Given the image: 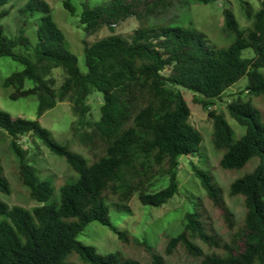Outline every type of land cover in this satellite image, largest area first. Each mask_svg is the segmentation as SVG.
<instances>
[{
    "label": "trees",
    "instance_id": "trees-1",
    "mask_svg": "<svg viewBox=\"0 0 264 264\" xmlns=\"http://www.w3.org/2000/svg\"><path fill=\"white\" fill-rule=\"evenodd\" d=\"M11 0H0V59L9 56L23 64L5 78L12 86L13 100L35 95L37 116L70 100L78 123L90 112L87 100L95 90L103 95L100 118L94 123L100 153L91 157L55 139L38 119L13 116L0 110V130L11 136V150L18 161L20 182L31 199L40 204L26 208L9 205L0 198V264H142L123 252L102 254L77 236L85 226L98 221L110 227L124 243L142 244L152 264H167L146 241L121 230L110 218L109 200L118 210H128L135 193L143 204L161 206L178 189L180 158L200 149L203 137L191 121V109L179 86L194 93V102L209 109L237 81L247 76L246 90L264 98V0L254 10L244 6L251 23L242 29L231 8H225L223 30L235 39L228 47H216L207 34L192 26L147 25L146 20L161 7L175 1L209 3L217 0H111L90 6L83 2L80 22L88 35L102 27L113 33L84 41L87 72H81L77 56L67 46L63 30L46 0H26L19 8L23 25L12 34L2 22L11 10ZM65 7L74 13L69 0ZM134 16L141 22L129 35L115 34V27ZM36 31L34 43L26 28ZM252 49V56H244ZM62 67L58 84L54 69ZM28 81L31 85H27ZM229 114L244 132L238 138L224 112L209 109L212 143L222 152L224 169H239L252 160L255 167L235 179L231 196L244 199L241 224L233 229L232 214L212 174L192 163L211 204L232 230L228 239L213 232L205 210L196 203L186 212L183 228L168 238L165 253L183 249L198 258L197 264H264V118L252 99H235L227 104ZM75 129V124H72ZM34 134L50 151L63 158L75 173L71 181L56 187L41 178L28 161L19 136ZM168 184L151 190L158 177ZM58 191V194H56ZM0 193H11V185L0 163ZM52 197L54 199L52 200ZM206 246L209 250H205Z\"/></svg>",
    "mask_w": 264,
    "mask_h": 264
},
{
    "label": "rangeland",
    "instance_id": "rangeland-1",
    "mask_svg": "<svg viewBox=\"0 0 264 264\" xmlns=\"http://www.w3.org/2000/svg\"><path fill=\"white\" fill-rule=\"evenodd\" d=\"M26 0H11L5 7H9L11 13L2 20L7 25L8 31L12 34L18 32L23 25L19 8ZM52 7L54 20L63 30L67 46L78 58V65L81 72H87L84 41H94L113 32L106 26L102 27L93 35H88L80 22L83 12V2L86 0H69L74 8L71 13L64 5L65 0H46ZM90 6H97L111 0H88ZM252 6L254 10L261 5V0H217L209 3H199L191 1H175L167 7H161L151 15L145 22L147 25L165 24L170 26H192L205 32L213 45L216 47H228L235 39L233 33L223 30L225 8H231L242 29L249 27L251 21L246 17L244 6ZM141 25L136 17L131 16L119 23L114 30L115 34L129 35L135 28ZM27 34L35 43L37 40L36 31L33 28H26ZM252 49H245L244 56H252ZM23 64L9 56L0 59V110H5L13 116H21L27 119H38L40 123L48 128L55 139L67 143L72 149L81 152L88 157L92 153H100L102 146L97 139V129L94 123L100 118V107L103 103V95L95 90L90 94L87 102L90 105V112L84 118L83 123H78V115L73 110L70 100L58 102V104L46 111L41 117L37 116L38 100L35 95L21 97L13 100L10 93L14 90L12 86L5 87L3 82L6 77L15 71L21 70ZM54 76L58 79V84L64 79L65 73L62 67L54 69ZM247 76L237 81L232 87L223 94V100H217L209 109H218L224 112L232 128L235 130V137L238 138L244 132L241 126L229 114L227 104L235 99H252L256 107L260 109L264 118V98L263 96L251 95L245 88ZM28 86L31 82L28 81ZM191 109L190 121L202 133V143L200 149L190 155L180 158L178 170V189L174 196L161 206L143 204L139 199V194L135 193L129 202L128 210H118L116 202L109 200L110 218L114 225L129 234L146 240L151 246L152 251L164 256L167 264H197L195 258L183 249H178L172 254L165 253L168 238L180 232L183 228L186 212L194 211L196 203L205 210V216L210 223L213 232L223 239H228L233 229H236L242 222L245 213L244 199L240 195L231 196L229 189L231 183L251 171L257 164V160H252L239 169L227 170L221 167L219 161L222 152L215 149L212 143V119L209 116V109L194 102V93L184 87H178ZM75 124V129L72 128ZM19 144L27 150V159L39 172L41 178H50L56 187L75 177V173L69 168L65 160L50 151L34 134L28 133L19 136ZM11 136L5 131L0 130V163L4 173L11 185V193H0V198L9 205H22L32 208L39 202L29 196V191L24 186L18 175V161L11 150ZM192 163L209 171L218 186L222 190L223 198L232 214L233 229L228 228L218 210L211 204L205 188L200 179L192 169ZM169 182L166 176L158 177L151 190H158L165 187ZM58 194V191H56ZM54 197H52V200ZM4 219L0 215V220ZM77 238L85 244L93 245L98 252L106 254L109 252L120 251L127 256L138 259L142 264H152L150 252L142 244L135 242L124 243L109 226L98 221L88 223ZM205 250H209L203 245ZM72 260L79 264H89L73 256Z\"/></svg>",
    "mask_w": 264,
    "mask_h": 264
}]
</instances>
